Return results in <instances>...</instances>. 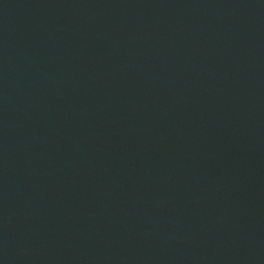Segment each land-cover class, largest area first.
<instances>
[{"label":"water","instance_id":"water-1","mask_svg":"<svg viewBox=\"0 0 264 264\" xmlns=\"http://www.w3.org/2000/svg\"><path fill=\"white\" fill-rule=\"evenodd\" d=\"M0 264H264V0H0Z\"/></svg>","mask_w":264,"mask_h":264}]
</instances>
